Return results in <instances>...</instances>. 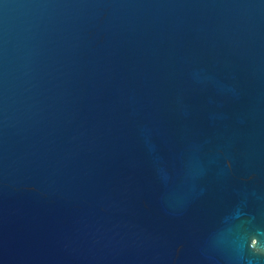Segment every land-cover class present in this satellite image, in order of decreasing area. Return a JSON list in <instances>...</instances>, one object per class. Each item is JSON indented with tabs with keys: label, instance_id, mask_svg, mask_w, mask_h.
I'll return each mask as SVG.
<instances>
[{
	"label": "water",
	"instance_id": "95a60500",
	"mask_svg": "<svg viewBox=\"0 0 264 264\" xmlns=\"http://www.w3.org/2000/svg\"><path fill=\"white\" fill-rule=\"evenodd\" d=\"M0 264H264V0H0Z\"/></svg>",
	"mask_w": 264,
	"mask_h": 264
}]
</instances>
